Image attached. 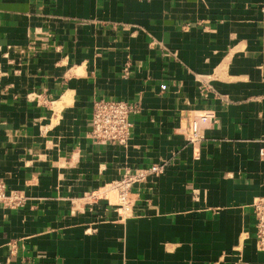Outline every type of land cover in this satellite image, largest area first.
Masks as SVG:
<instances>
[{
    "label": "crops",
    "instance_id": "0c3cea01",
    "mask_svg": "<svg viewBox=\"0 0 264 264\" xmlns=\"http://www.w3.org/2000/svg\"><path fill=\"white\" fill-rule=\"evenodd\" d=\"M96 99L138 104L125 146L89 136ZM263 140L264 0H0V181L25 196L0 204V262L264 264ZM159 162L130 217L80 204Z\"/></svg>",
    "mask_w": 264,
    "mask_h": 264
},
{
    "label": "built area",
    "instance_id": "2783aa9c",
    "mask_svg": "<svg viewBox=\"0 0 264 264\" xmlns=\"http://www.w3.org/2000/svg\"><path fill=\"white\" fill-rule=\"evenodd\" d=\"M138 112L139 106L136 103L119 99H96L91 110L89 136L95 141L112 142L125 146L132 127L130 116ZM213 122L215 118L205 114L190 117L184 126L186 139L190 143L200 144L204 139L203 130ZM258 155L264 159V140L258 149ZM163 169V162L135 170L126 168L119 178L105 181L95 190L85 192L79 198L80 204L90 205L102 200L107 206L114 208L119 218L130 217L134 206V196L130 192L131 186L145 181L149 176L159 175ZM24 201L25 196L21 192H7L3 182L0 181V204L3 207L15 208L22 205ZM251 206L255 217L256 247L264 252V196L254 198ZM0 264H6V262H0Z\"/></svg>",
    "mask_w": 264,
    "mask_h": 264
}]
</instances>
